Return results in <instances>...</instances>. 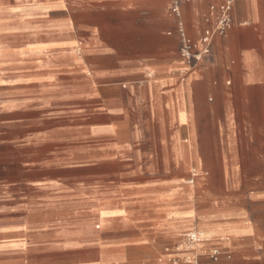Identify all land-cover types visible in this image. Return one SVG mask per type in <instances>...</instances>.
<instances>
[{"label": "crops", "instance_id": "0c3cea01", "mask_svg": "<svg viewBox=\"0 0 264 264\" xmlns=\"http://www.w3.org/2000/svg\"><path fill=\"white\" fill-rule=\"evenodd\" d=\"M172 1L0 0V264H264V0Z\"/></svg>", "mask_w": 264, "mask_h": 264}, {"label": "built area", "instance_id": "2783aa9c", "mask_svg": "<svg viewBox=\"0 0 264 264\" xmlns=\"http://www.w3.org/2000/svg\"><path fill=\"white\" fill-rule=\"evenodd\" d=\"M236 0H219L217 4L211 5L213 13L212 25L204 28L201 36L194 40L187 31L180 0H173L170 6V12L176 20V30L180 36L179 51L181 56L189 63H199L203 58L211 52V47L214 38L218 35H225L231 28L233 23L232 11ZM210 20V19H209ZM196 175V172L193 174ZM194 181V178L190 180ZM189 238L194 242H201V234L192 232ZM219 253L217 250L212 254L214 259H217ZM172 264H181L179 261H174ZM185 264H199L198 257L192 258L190 262Z\"/></svg>", "mask_w": 264, "mask_h": 264}, {"label": "rangeland", "instance_id": "374dc122", "mask_svg": "<svg viewBox=\"0 0 264 264\" xmlns=\"http://www.w3.org/2000/svg\"><path fill=\"white\" fill-rule=\"evenodd\" d=\"M76 132L73 129H67L65 131H59L58 129H54L51 132V137L54 140L63 139L65 138L67 142V154L65 156L67 163L79 161L82 157H84V154H81V149L75 146V143H73V140L75 138ZM72 141V142H71Z\"/></svg>", "mask_w": 264, "mask_h": 264}]
</instances>
